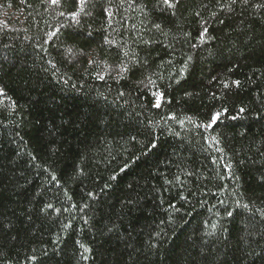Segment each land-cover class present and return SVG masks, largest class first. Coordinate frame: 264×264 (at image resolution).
I'll list each match as a JSON object with an SVG mask.
<instances>
[{
	"label": "trees",
	"instance_id": "16d2710c",
	"mask_svg": "<svg viewBox=\"0 0 264 264\" xmlns=\"http://www.w3.org/2000/svg\"><path fill=\"white\" fill-rule=\"evenodd\" d=\"M170 3L0 0V264H264V0Z\"/></svg>",
	"mask_w": 264,
	"mask_h": 264
},
{
	"label": "snow or ice",
	"instance_id": "6c2138e0",
	"mask_svg": "<svg viewBox=\"0 0 264 264\" xmlns=\"http://www.w3.org/2000/svg\"><path fill=\"white\" fill-rule=\"evenodd\" d=\"M52 2H53V3H56L57 0H52ZM164 3L169 4L170 7L173 6V5L170 3V0H164ZM217 118H218V114H217V116H213L212 119H213V121H215Z\"/></svg>",
	"mask_w": 264,
	"mask_h": 264
}]
</instances>
